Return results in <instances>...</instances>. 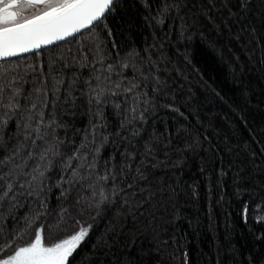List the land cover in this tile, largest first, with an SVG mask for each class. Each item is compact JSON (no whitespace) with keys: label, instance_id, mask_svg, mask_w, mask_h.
<instances>
[{"label":"snow or ice","instance_id":"obj_1","mask_svg":"<svg viewBox=\"0 0 264 264\" xmlns=\"http://www.w3.org/2000/svg\"><path fill=\"white\" fill-rule=\"evenodd\" d=\"M153 2L141 0L149 11L145 19L163 25L166 18L179 15L181 36L199 27L201 36L205 29L209 32L227 29L236 40L250 37L251 43L259 36L264 41V7L259 19H255L250 15L253 0H200L198 7L193 5L183 15L180 14L188 7V0H155L154 14ZM115 7L116 0H0V129L6 128L14 117L17 129L13 144L0 136V264H73L98 218L117 210L114 225L125 210L139 212L174 195L168 185L153 182L154 170L161 167L160 137L155 132L148 134L146 125L149 116L154 118L155 111L161 108L187 120L182 110L187 100L177 103L181 96L191 98L190 90L182 91L181 81L187 77L180 69H176L178 77H173L161 60L151 54L142 56L136 49L123 56L119 53L112 56L105 37L114 35L110 17ZM201 20L205 23L201 24ZM60 41H76L77 55H72L71 48L67 55L54 53L49 71L39 69L43 79L38 86L23 95L22 83L28 73L24 71L22 75L20 63H13L10 58H19L24 53L36 55L46 48L51 51L49 46H57ZM57 63L69 69L76 64L91 67L85 84L90 109L95 108L94 119L89 121L90 128L84 129L79 144L67 135L62 138L57 131L67 127L56 112L57 100L53 98L64 80L52 75L51 88L45 82L49 74L55 73L53 65ZM23 67L37 71L30 64ZM129 67L133 71L130 76L124 72ZM106 108L115 114L118 124L104 136L108 128ZM236 111L232 109L234 115ZM240 119L248 124L244 116ZM180 127L189 136L193 134L184 125ZM246 130L254 143H264L260 140L264 127ZM98 134L105 142L114 135L124 144L119 166L115 157L105 160L103 168L98 165L101 152ZM206 139L207 135H197L194 144ZM244 148L249 150L247 142ZM221 151L232 149L225 145ZM250 154L253 158L257 155L255 151ZM237 155L243 159L242 153ZM54 176L62 200L58 211L51 213L46 192L51 190ZM259 199L256 209L264 211V196ZM26 203L29 210L21 216L18 210ZM249 213V204L244 203L245 224ZM254 219L264 225V216L256 215ZM260 238L264 239V233ZM107 243L103 236L98 238L99 247Z\"/></svg>","mask_w":264,"mask_h":264},{"label":"trees","instance_id":"obj_2","mask_svg":"<svg viewBox=\"0 0 264 264\" xmlns=\"http://www.w3.org/2000/svg\"><path fill=\"white\" fill-rule=\"evenodd\" d=\"M199 3L200 0H188V7L180 15L189 12L193 5L198 7ZM253 5L250 15L258 20L264 0H253ZM155 7L154 0L153 14ZM147 15L149 11L141 0H116L110 17L114 35L105 39L114 57L136 49L142 56L151 54L161 60L173 77H178L176 69L187 77L181 81L182 91L190 90L191 98L181 96L177 101L187 100L182 109L187 120L161 108L155 111L154 118L149 116L150 122L146 125L148 134L155 132L160 137L161 167L154 170L153 182L168 185L174 195L139 212L125 210L114 225L117 210L98 218L73 264H264V239L260 238L264 225L254 219L256 215L264 216V211L256 209L259 197L264 196V187H261L264 185V143H254L246 130L247 127L258 130L264 127V41L259 36L251 43L248 42L250 37L236 40L227 29L223 32L205 29L201 36L199 27L181 36L179 15L166 18L163 25L146 20ZM204 23L201 20V24ZM237 27L233 25L234 29ZM77 47V42L71 41L51 47V51L46 49L36 55L12 59L13 63H20L22 75L24 71L28 73L22 83L23 95L38 86L43 79L39 69L49 71L54 53L67 55L71 48L72 55H77ZM88 56L90 60L92 54ZM28 64L37 71L24 69ZM53 67L55 73L49 74L45 82L51 88L52 75L64 80L59 85L60 92L53 98L57 100L59 118L67 124L57 131L62 138L67 135L69 140L79 144L84 129L90 128L89 121L94 119L95 108L90 109L85 84L91 67L76 64L69 69L59 63ZM124 72L129 76L133 74L131 67ZM233 108L237 110L235 115ZM105 115L108 128L104 136H107L118 124V118L109 108L105 109ZM240 116L246 118L247 125ZM181 125L191 129L193 134L189 136ZM16 131L14 117L6 128L0 129V136L13 144ZM197 135H207V139L196 145ZM10 137L13 139L9 140ZM260 140H264V133ZM97 142L101 146L98 165L103 168L105 160L115 157L119 166L120 154L125 151L120 138L113 135L105 142L98 134ZM245 142L250 151L257 153L255 158L245 150ZM225 145L232 151H221ZM237 153H242L243 159ZM55 181L54 176L51 190L46 192L51 213L58 211L62 200ZM244 203L250 208L247 224L242 218ZM29 207L26 203L18 210L19 215ZM101 236L108 241L104 247L98 245Z\"/></svg>","mask_w":264,"mask_h":264},{"label":"water","instance_id":"obj_3","mask_svg":"<svg viewBox=\"0 0 264 264\" xmlns=\"http://www.w3.org/2000/svg\"><path fill=\"white\" fill-rule=\"evenodd\" d=\"M70 40H71V38H69ZM63 43H65V42H63V41H60V42H57V45H60V44H63ZM51 47H54V46H49V48H51ZM46 49H48V48H46ZM46 49H44V50H46ZM43 50V51H44ZM39 53V52H38ZM28 55H32V53H24V54H22L21 55V57H24V56H28ZM17 57H12V58H10V60H12V59H16ZM20 58V57H19Z\"/></svg>","mask_w":264,"mask_h":264}]
</instances>
